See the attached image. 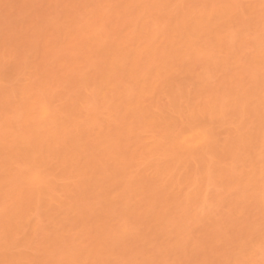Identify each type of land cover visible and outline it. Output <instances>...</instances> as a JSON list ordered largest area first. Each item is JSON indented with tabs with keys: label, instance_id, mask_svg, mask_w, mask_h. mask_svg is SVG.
Returning <instances> with one entry per match:
<instances>
[{
	"label": "bare ground",
	"instance_id": "obj_1",
	"mask_svg": "<svg viewBox=\"0 0 264 264\" xmlns=\"http://www.w3.org/2000/svg\"><path fill=\"white\" fill-rule=\"evenodd\" d=\"M0 264H264V0H0Z\"/></svg>",
	"mask_w": 264,
	"mask_h": 264
}]
</instances>
